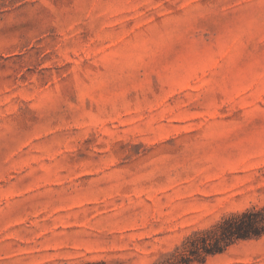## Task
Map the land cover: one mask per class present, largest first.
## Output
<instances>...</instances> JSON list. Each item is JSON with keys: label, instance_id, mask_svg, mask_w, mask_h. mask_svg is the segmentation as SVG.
Returning a JSON list of instances; mask_svg holds the SVG:
<instances>
[{"label": "rangeland", "instance_id": "1", "mask_svg": "<svg viewBox=\"0 0 264 264\" xmlns=\"http://www.w3.org/2000/svg\"><path fill=\"white\" fill-rule=\"evenodd\" d=\"M252 209L264 0H0V264H172Z\"/></svg>", "mask_w": 264, "mask_h": 264}, {"label": "trees", "instance_id": "2", "mask_svg": "<svg viewBox=\"0 0 264 264\" xmlns=\"http://www.w3.org/2000/svg\"><path fill=\"white\" fill-rule=\"evenodd\" d=\"M264 235V213L246 210L222 218L211 228L198 231L188 237L180 249L172 254V264H192L207 256L220 254L239 240L258 238Z\"/></svg>", "mask_w": 264, "mask_h": 264}]
</instances>
